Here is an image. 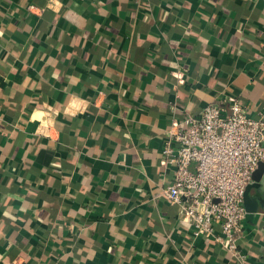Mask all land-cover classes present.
Here are the masks:
<instances>
[{"label": "crops", "instance_id": "obj_1", "mask_svg": "<svg viewBox=\"0 0 264 264\" xmlns=\"http://www.w3.org/2000/svg\"><path fill=\"white\" fill-rule=\"evenodd\" d=\"M227 96L264 112V0H0V264H238L162 195L170 120Z\"/></svg>", "mask_w": 264, "mask_h": 264}, {"label": "built area", "instance_id": "obj_2", "mask_svg": "<svg viewBox=\"0 0 264 264\" xmlns=\"http://www.w3.org/2000/svg\"><path fill=\"white\" fill-rule=\"evenodd\" d=\"M161 157L173 171L162 195L178 207L184 226L245 264L238 248L247 214L243 197L253 173L264 165V112L250 117L227 96L198 116L172 119L164 130Z\"/></svg>", "mask_w": 264, "mask_h": 264}, {"label": "water", "instance_id": "obj_3", "mask_svg": "<svg viewBox=\"0 0 264 264\" xmlns=\"http://www.w3.org/2000/svg\"><path fill=\"white\" fill-rule=\"evenodd\" d=\"M262 169H263V165L260 164L257 168V170L253 173L252 179L253 181L256 183L257 181V177L260 173H262ZM255 183L250 184L249 186H247V188L245 189L244 192V197H243V204L245 207H247V204L251 201L248 192L250 190V188L257 186ZM255 211V210H254Z\"/></svg>", "mask_w": 264, "mask_h": 264}]
</instances>
